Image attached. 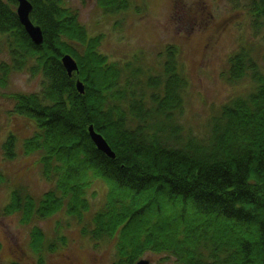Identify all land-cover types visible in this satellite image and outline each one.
<instances>
[{
    "label": "trees",
    "instance_id": "1",
    "mask_svg": "<svg viewBox=\"0 0 264 264\" xmlns=\"http://www.w3.org/2000/svg\"><path fill=\"white\" fill-rule=\"evenodd\" d=\"M27 1L43 42L31 43L14 0H0V51L9 60L0 63V85L10 71L41 75L38 93L12 97L11 114L34 122L22 149L39 155L51 187L37 200L12 190L2 215L31 225L36 264H45L55 243L35 223L60 212L94 246L115 240L111 264H135L145 253L163 254L172 264H264V48L260 62L245 49L227 62V81H248L250 92L222 106L206 134H184L189 84L175 47L164 48L155 70L136 58L109 62L98 52L100 37H89L62 0ZM96 1L109 16L132 6L130 0ZM244 1L252 33L264 42V0ZM65 54L77 63L70 78L60 64ZM89 126L114 159L96 150ZM15 146L8 135L1 146L5 160L15 158ZM96 182L107 191L86 217L87 193ZM58 241L65 244L63 237Z\"/></svg>",
    "mask_w": 264,
    "mask_h": 264
},
{
    "label": "rangeland",
    "instance_id": "2",
    "mask_svg": "<svg viewBox=\"0 0 264 264\" xmlns=\"http://www.w3.org/2000/svg\"><path fill=\"white\" fill-rule=\"evenodd\" d=\"M62 2L77 14L89 37H100L98 52L109 62L122 64L136 58L155 70L161 61L158 55L166 46L178 50L179 64L189 84L180 118L184 134H206L208 120L222 106L251 90L248 81L229 83L226 78L230 56L245 49L260 62L264 48L262 36L252 33L244 0H130L132 6L126 12L112 16L105 15L96 0ZM1 62L9 64L4 50L0 51ZM40 84L41 75L32 76L24 69L10 71L0 85V264H36L29 249L31 225L21 224L18 215H2V209L12 190L20 189L37 200L51 187L41 175L39 155L24 154L22 149L23 141L35 132L34 122L11 114L12 97L36 94ZM8 135L16 139L12 160H5L1 150ZM91 188L95 194L87 193L91 209L86 217L101 206L107 191L101 182ZM35 226L47 242L55 243L45 264H111L114 260L115 240L94 246L63 212ZM60 237L65 244L58 241ZM166 259L155 253H145L141 258L149 264H172Z\"/></svg>",
    "mask_w": 264,
    "mask_h": 264
},
{
    "label": "water",
    "instance_id": "3",
    "mask_svg": "<svg viewBox=\"0 0 264 264\" xmlns=\"http://www.w3.org/2000/svg\"><path fill=\"white\" fill-rule=\"evenodd\" d=\"M17 4L16 6V17L23 28L24 32L26 33L27 37L31 41V43L38 47L41 46L43 42L42 33L38 26H35L29 19V15L31 13L32 7L27 0H14ZM60 64L65 71L68 78L72 77L73 74H77L78 68L76 61L69 55L65 54L60 57ZM75 89L79 95H83L84 93V86L83 84L77 80L75 82ZM88 137L93 144V146L105 155L109 159H114L115 155L111 151L110 147L103 139L101 135L96 133L92 126H89L87 129ZM135 264H149L147 260H139Z\"/></svg>",
    "mask_w": 264,
    "mask_h": 264
}]
</instances>
